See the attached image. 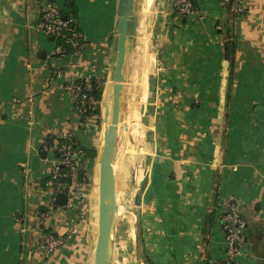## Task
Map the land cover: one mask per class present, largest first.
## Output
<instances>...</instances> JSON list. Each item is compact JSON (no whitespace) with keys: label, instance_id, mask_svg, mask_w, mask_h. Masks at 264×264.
Segmentation results:
<instances>
[{"label":"crops","instance_id":"crops-1","mask_svg":"<svg viewBox=\"0 0 264 264\" xmlns=\"http://www.w3.org/2000/svg\"><path fill=\"white\" fill-rule=\"evenodd\" d=\"M44 1L0 0V264H94L97 155L78 158L61 205L43 184L58 161L46 142L55 138V147L71 134L98 154L102 118L85 123L63 84L92 76L104 89L122 2L53 0L85 39L81 50L60 54L37 28ZM230 1L199 0L183 16L164 0L148 24L157 0H142L114 165L116 195L124 176L135 195L137 243L125 254L135 252L138 264L224 258L220 217L230 196L248 221L238 261L264 264V0H242L241 14ZM123 160L128 173H120ZM40 232L65 244L40 248Z\"/></svg>","mask_w":264,"mask_h":264},{"label":"built area","instance_id":"built-area-1","mask_svg":"<svg viewBox=\"0 0 264 264\" xmlns=\"http://www.w3.org/2000/svg\"><path fill=\"white\" fill-rule=\"evenodd\" d=\"M174 6H177L178 12L187 16L197 9L193 6L192 0H173ZM231 9L238 14L245 11L242 0H233ZM37 28L47 36L53 37L56 41L60 54H65L67 49L60 43L59 39H63L66 43H69L73 50L79 51L85 46V39L82 32L79 30L78 23L74 16H64L60 7L53 0H45L40 8L39 17L37 20ZM93 82H96L101 86V80L92 77L85 76L78 81L63 84V87L71 91L75 106L79 114L82 116L86 123L89 117L97 116L88 115V110L93 113L101 101H99L93 91ZM67 139V142L61 146L48 147L54 148L59 151L62 157L58 158L53 171L51 173V179L45 182V185L54 187V201L57 199V195L66 193L69 189V184H61L58 182L60 176V165L66 164L71 167L73 172L78 166V158L83 155V150L80 147L74 148L73 144L76 143L73 135L66 134L63 136ZM74 141V143H73ZM36 185L40 187L42 182H37ZM48 212H42L41 217H44ZM221 225L225 238V257L212 264H240L238 261L239 256L243 253V248L246 242L245 231L248 226L247 219L243 216L240 204L234 196L228 197L224 201V210L221 213ZM65 244V239L62 236L56 235L53 232H40L38 237V246L47 251H53Z\"/></svg>","mask_w":264,"mask_h":264},{"label":"water","instance_id":"water-1","mask_svg":"<svg viewBox=\"0 0 264 264\" xmlns=\"http://www.w3.org/2000/svg\"><path fill=\"white\" fill-rule=\"evenodd\" d=\"M121 2L118 61L113 79L110 119L105 130L100 157L99 218L94 264H111L115 214L118 210L114 165L119 152L121 129L127 108L142 5V0H121ZM57 202L65 205L67 194H58Z\"/></svg>","mask_w":264,"mask_h":264},{"label":"rangeland","instance_id":"rangeland-1","mask_svg":"<svg viewBox=\"0 0 264 264\" xmlns=\"http://www.w3.org/2000/svg\"><path fill=\"white\" fill-rule=\"evenodd\" d=\"M163 1L164 0H157V4L153 7L150 17L147 18L148 24L152 23V20L155 18L154 14L156 9L163 5ZM148 31L149 30L145 32L147 36ZM99 116L102 118V111ZM130 170L131 167L123 160V163L120 165V173H128ZM130 188L128 176H124L123 181L118 184L117 188V198L120 211H118L119 209L117 210L119 213L115 217L112 248L110 253L111 264H138L137 259L134 257L136 256L135 252L132 253V256H127L128 254L126 252L127 250L129 251L131 247H136L137 243L136 224L134 223V214L131 213V210H133L132 208L135 206V195ZM125 246H127V248H124ZM135 249L136 248H134V250Z\"/></svg>","mask_w":264,"mask_h":264},{"label":"trees","instance_id":"trees-1","mask_svg":"<svg viewBox=\"0 0 264 264\" xmlns=\"http://www.w3.org/2000/svg\"><path fill=\"white\" fill-rule=\"evenodd\" d=\"M199 0H192V3H193V6L198 9V4ZM231 3H232V0L229 2V7H231ZM173 15H179V12H178V8L177 6H174V12H173ZM56 40V39H55ZM58 43L62 44L67 50H73L71 45L69 43H66L63 39H59L58 40ZM93 91L92 93L95 95V97L99 100V101H102V99L104 98V92H103V88L98 85L96 82H93ZM101 111H102V108H101V105L98 106V108L93 112L91 113V110H88L87 114L88 115H93L94 113L99 116L101 114ZM85 121V120H83ZM100 118H98V122H100ZM54 140L55 138L53 137H50L49 139H47V142H46V146L50 147V146H53L54 145ZM58 146H61L63 143L67 142V139L64 138V137H61V138H58ZM74 143V141H73ZM74 148L76 147H80L82 150H83V155L81 156L82 160L85 159V158H89L91 160H93L96 155H97V151L96 149H93V148H83L80 144H76L74 143L73 144ZM56 155L58 158L62 157L61 153L59 151H55ZM60 176L58 177V182H60L61 184H70L72 183V176H73V170L71 167L67 166L66 164H61L60 165ZM81 176H82V173H81ZM51 179V176H49V178L47 179L50 180ZM46 182V181H45ZM45 182H43V184L45 185Z\"/></svg>","mask_w":264,"mask_h":264},{"label":"bare ground","instance_id":"bare-ground-1","mask_svg":"<svg viewBox=\"0 0 264 264\" xmlns=\"http://www.w3.org/2000/svg\"><path fill=\"white\" fill-rule=\"evenodd\" d=\"M121 9H122V5H121L120 11H119V16H118V25H117L118 26V30H117V40H116L117 41L116 42L117 47L114 50L115 51V60H114V64H113V70H112V73L110 74L109 78L107 79V81H106V83L104 85V89H103L104 98L101 101L103 122H102V131H101V141H100V146H99V150H98V154H97L95 171H94V180L96 182L97 189H98V182H99V179H100V157H101V153H102L103 146H104L105 130L108 127L109 119H110V108H111L112 96H113V79H114V76H115V70H116L117 61H118L119 42H120L119 20L121 18ZM117 202H118V198H117ZM118 208H120L119 204H118Z\"/></svg>","mask_w":264,"mask_h":264}]
</instances>
